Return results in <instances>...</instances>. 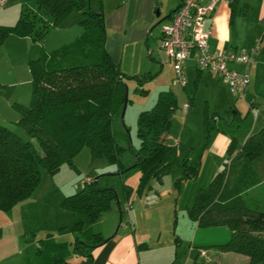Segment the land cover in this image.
Masks as SVG:
<instances>
[{
	"label": "trees",
	"instance_id": "1",
	"mask_svg": "<svg viewBox=\"0 0 264 264\" xmlns=\"http://www.w3.org/2000/svg\"><path fill=\"white\" fill-rule=\"evenodd\" d=\"M234 1L230 0L232 6ZM73 9L81 14L82 32L70 42L28 60L30 100L28 104L14 102L18 112L15 123L37 140V146L0 123V209L8 210L31 194L40 180L41 167L53 174L63 162L72 164L74 155L84 146H88L91 159L104 157L115 164L116 172L138 168V189L151 176L161 179L177 164L183 168L177 185L182 177H194L197 173L198 165L187 157L181 159L176 144L166 140L177 106L176 94L171 88L159 90L153 105L137 113L138 146L128 145L135 160L130 167L122 162L126 147L116 141L112 119L122 108L126 85L119 63L105 47L101 4L94 9L90 0H21L16 20L11 24L0 23V43L9 34L28 35L38 40ZM150 75V72L136 75L138 84ZM204 122L208 139L212 124L206 116ZM227 152L242 160L237 180L227 186L226 168L217 171L208 186L199 188L188 213L198 226L230 228L229 239L216 245L247 256L245 261L235 264H264V210L248 204L242 196L264 181V125L241 143L231 136ZM122 187L128 197L131 187L126 183ZM116 198L113 186L100 185L93 178L76 191L65 194L60 205L84 215L71 223L72 231L78 232L86 221L97 220ZM104 239L99 231L88 241L75 236L72 250L84 256L76 264L87 263L91 250ZM53 264L71 263L57 258Z\"/></svg>",
	"mask_w": 264,
	"mask_h": 264
},
{
	"label": "rangeland",
	"instance_id": "2",
	"mask_svg": "<svg viewBox=\"0 0 264 264\" xmlns=\"http://www.w3.org/2000/svg\"><path fill=\"white\" fill-rule=\"evenodd\" d=\"M20 2L21 0H8L0 6V23L11 24L16 20ZM172 4V0H169L166 5L169 8ZM90 5L96 8L94 1ZM80 18V12L73 9L57 25L50 27L37 40L39 42L19 47L10 58L0 51V82H3L0 87L4 91H17L18 101L28 104L31 92L28 60L39 56L41 52L60 47L79 35L83 30ZM159 53L162 59L155 53V61L151 62L146 49L144 53L129 47L122 51L123 58L119 61V67L123 73L128 102L123 115L120 110L112 119L116 141L126 147L121 160L127 167L135 160V154L128 145L138 146L137 113L153 105L159 90L171 88L176 94L177 106L172 114L166 140L176 144L181 159L188 157L198 165L196 175L182 177L177 185L176 180L183 176V168L177 164L164 173L161 179L151 176L138 189V168L130 167L116 172L115 164L107 162L104 157L91 159L88 146H84L74 155L72 164L63 162L53 174L41 167L40 180L31 194L8 210L0 209V251L8 247L13 250L20 248L24 251L17 255L30 257L32 261L44 259L58 243H63L64 251L67 250L70 255H78L71 251V245L67 247L66 244L74 240L71 229V223L75 220L73 215L77 218L84 215L63 208L60 201L64 193H71L79 188L89 175L97 177L100 185L114 187L117 198L112 201L111 209L119 204L124 219L132 203L137 208L135 221L131 226H137V238H146L145 243H140L139 250L144 251L141 253L143 259L146 256L150 260L146 263L142 260V264H213L218 261L235 264L245 260V254L216 245L229 239L231 230L228 226H198L196 220L189 215L188 207L199 188L208 186L214 174L222 168H226L227 186L233 185L237 180L242 160L227 152V143L233 135L237 143L245 140L246 130L253 117L248 103L253 99L257 105L263 104L264 91L245 90L244 97L234 95L218 79L209 81L205 77H197L194 68L185 72V85L182 86L174 80L172 62L161 50ZM148 70L151 75L138 84L136 75L148 73ZM204 73L208 74L207 70ZM184 104L188 105L186 110H183ZM205 116L212 124L208 139L204 133ZM8 126L22 139H31L37 146V140L30 137L21 125L10 123ZM125 182L131 187L128 197L122 187ZM242 196L248 204L264 210V181L249 188ZM126 203H129L127 209L124 208ZM108 213L107 210L97 220L86 221L82 229L75 232L79 240H91L94 233L107 221L105 219ZM116 228L117 224L112 232Z\"/></svg>",
	"mask_w": 264,
	"mask_h": 264
},
{
	"label": "crops",
	"instance_id": "3",
	"mask_svg": "<svg viewBox=\"0 0 264 264\" xmlns=\"http://www.w3.org/2000/svg\"><path fill=\"white\" fill-rule=\"evenodd\" d=\"M92 1L96 5L94 9H98L100 4L102 5L105 23V47L114 61L119 63L122 60V51L127 47L137 48L142 53L146 49L147 55L151 57V62L155 61V53L162 59L159 53L161 49L158 46L161 26L170 20V13L177 7L180 0H172L173 6L169 8L166 5L169 0H90V3ZM208 25L211 28L209 36L211 48L223 46L249 47L259 41L260 49L255 53L254 60L249 67V83L246 91H264V0H235L233 6L230 0H217ZM36 41L28 35L9 34L0 43V51H3L10 58L9 56H13L19 47L31 45V42ZM163 54L167 56L164 52ZM167 58L169 59L168 56ZM160 63L163 64V62ZM193 68L197 71V77H205L209 81L218 79L224 82L214 72L199 69L195 64L194 56H190L185 61L184 72ZM204 70H207L208 74H205ZM16 92L4 91L0 87V123L7 126L10 123H15L18 117V112L14 107V102H19ZM251 100L252 103L248 104V108L253 112V117L246 130L247 136L264 125V102L257 105L255 100ZM120 208V205H117L113 209L111 206L107 209L109 212L105 219L107 221L99 228V232L105 239L91 250L90 260L85 264H142V260L143 263L150 261L146 256L143 259L141 253L144 251L139 250L140 243H145L146 238H137L135 232L137 226L134 225L133 228L131 226L134 224L137 208L135 209L132 203L131 208L126 212L125 219ZM76 218V215H73V219ZM115 224H117V228L112 232ZM109 226L111 227L108 228ZM73 234L74 237L77 236L75 232ZM82 240L88 241L83 238ZM72 241L70 244H66L67 247L71 245V251ZM59 247L60 249H58ZM62 248L63 243H58L55 249L51 250L49 256L31 261L30 257L17 255L23 253L24 250L20 248L13 250L8 247L6 250L0 251V264H51L57 258H64L71 264H76L84 258L74 251L72 252L78 255H70V252L64 251L65 248ZM244 259L246 260V257Z\"/></svg>",
	"mask_w": 264,
	"mask_h": 264
},
{
	"label": "built area",
	"instance_id": "4",
	"mask_svg": "<svg viewBox=\"0 0 264 264\" xmlns=\"http://www.w3.org/2000/svg\"><path fill=\"white\" fill-rule=\"evenodd\" d=\"M7 1L0 0V6ZM216 3L217 0H180L170 20L161 26L158 46L171 60L174 80L180 85L185 84V61L194 56L199 69L214 72L226 83L232 94L244 97L249 83V67L260 49V43L257 41L249 47L241 48H211L208 21L212 18ZM251 103L252 100L248 104ZM187 106L184 104L183 110ZM91 180L93 177L87 175L79 187ZM128 206L129 203H126L124 208Z\"/></svg>",
	"mask_w": 264,
	"mask_h": 264
},
{
	"label": "water",
	"instance_id": "5",
	"mask_svg": "<svg viewBox=\"0 0 264 264\" xmlns=\"http://www.w3.org/2000/svg\"><path fill=\"white\" fill-rule=\"evenodd\" d=\"M126 103H127V89L125 88L124 101H123L122 108H121V115H123V113H124ZM94 179L96 180L97 177H94Z\"/></svg>",
	"mask_w": 264,
	"mask_h": 264
}]
</instances>
